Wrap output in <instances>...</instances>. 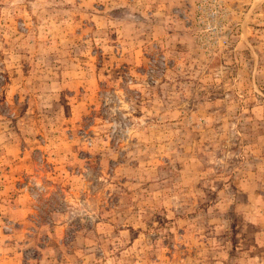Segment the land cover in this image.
<instances>
[{
  "label": "rangeland",
  "instance_id": "obj_1",
  "mask_svg": "<svg viewBox=\"0 0 264 264\" xmlns=\"http://www.w3.org/2000/svg\"><path fill=\"white\" fill-rule=\"evenodd\" d=\"M0 264H264V0H0Z\"/></svg>",
  "mask_w": 264,
  "mask_h": 264
}]
</instances>
